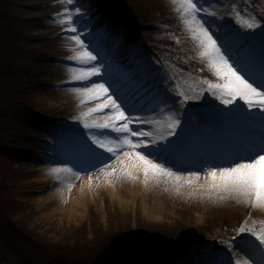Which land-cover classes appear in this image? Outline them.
<instances>
[{
    "label": "rangeland",
    "instance_id": "1",
    "mask_svg": "<svg viewBox=\"0 0 264 264\" xmlns=\"http://www.w3.org/2000/svg\"><path fill=\"white\" fill-rule=\"evenodd\" d=\"M8 1H11V5H6L5 0H0V21L3 24L0 27V61L4 62V64H0V109L3 110L7 107L13 109V104L19 99H24L31 106L30 109L29 106L23 104L25 101H21L18 107L24 108L27 112L20 114L17 110H13L14 117L0 118L2 129L4 125L8 126L7 131L13 132L12 134L19 137L18 143L22 145L19 146V151L26 155L20 157L21 153L13 158L9 166L7 163L10 155L9 150L0 149V174L14 176L13 180L5 182H2L0 178V185L7 183L4 185V192L7 194L10 207L6 213L10 215V221L15 223L17 232L27 234L38 248L42 244L48 246L47 250L54 248L66 252L82 250L83 254L97 250L113 236L123 235L124 231L132 232L125 243L127 246L139 243L142 233H147L146 236L159 233L164 238L176 239L174 231L177 228L187 238L184 242H188L192 237L196 239L200 235L203 238L212 239V236L217 233H213L212 226L217 223L222 214H226L228 211L245 207L248 211H240V213L248 214L249 218L255 215H258V219L262 217L264 206H251L244 198L235 197L230 193L213 192L209 194L207 188L199 186L205 184L203 178L191 185L183 184L182 186L164 182L157 183L151 180L145 184L143 174L136 173L135 175L141 180V194L148 204L143 205L139 199H136L130 200L129 205H124L119 204L117 197L124 196L127 189L126 184L134 179L124 178L110 183L111 177L106 179L99 171L92 169L88 172H81L79 179L76 176L70 177L69 172H63L60 174L62 181H58L57 174L53 173L51 169L72 167V163L54 165L31 161V157L39 151L45 153L61 151L62 145L54 139L57 132L67 130L70 133L81 135L76 131L83 125L78 118L83 121L88 120L90 123L94 121L91 120L94 117L92 114L81 116V113L87 112L90 107H95V104H81L80 101L83 98L79 93L74 92L73 88L81 86L83 82L70 81L71 61L67 57L74 54L72 49L75 45L67 38L69 34L63 31L66 25L57 23V20L61 18L57 14L69 7L66 0ZM210 2H214V0H210ZM237 2L238 0H219L216 6L219 7L222 4L228 12H231L232 5ZM74 3L76 7L81 8L83 13V16L78 18V27L83 34L93 31L90 29V23L93 25L95 21H98L97 24H101L109 17V14L114 15L111 12L114 0H85L84 4H81V0H74ZM140 4H144V0H139ZM238 5L237 8L241 12L239 20L234 13L224 14L223 19L217 20V23L228 24L235 29L244 31L240 23L241 20L250 19L253 16L264 20V11H260V15H257L253 10L255 6L264 9V0H240ZM246 5L249 6L247 12L244 11ZM85 6L92 8L93 15L88 14L91 11L86 13ZM101 6L103 9L100 8ZM223 11L222 9L218 14L221 15ZM5 15L6 17H4ZM154 18L157 21V18ZM8 19L14 23L7 22ZM206 19L211 18L206 17ZM148 20V17L142 15L141 22L146 23L147 32L151 34L154 32L152 29L156 27L151 25ZM172 22L183 25L180 16L174 17ZM143 28L145 29V26ZM181 29L187 31L184 25ZM186 33L187 35H183L181 38L182 46L187 50V60L190 63L187 68L190 71H183L180 79L184 90L192 95L191 89L199 84L198 73L209 79H214V77L207 71H197L203 65L196 59V47L191 40L190 33ZM2 34H5L6 37H3ZM127 34H130V31ZM160 39L161 37H158V40ZM154 43L155 41L142 49L139 47L142 54L140 53L136 58L131 56L127 61L117 60L115 56H104L103 52L101 56L111 64L112 74L117 78H122L129 71L134 72L137 69L139 60H141V64L138 66L139 70L143 67L147 68L148 65L151 68L161 66L156 61L159 57L158 53L161 51L159 46H154ZM26 53L36 57L32 61L34 64H31L28 59L25 60ZM42 59L46 60L42 62L48 64L37 63ZM12 65L24 68L27 66V70L31 73H39L36 79L42 81L55 79L56 83L45 84L42 82L38 88H35L20 78V75L12 80L7 79L4 74L10 71ZM14 70H18V68ZM154 74L152 73V75ZM19 81L23 83L18 84ZM11 85L18 92L21 90L23 95L19 97V94L12 92L9 87ZM160 86L163 88L162 82H160ZM190 101L194 103L191 104L192 106L201 107L203 104L202 100ZM171 103L172 101H169V104ZM215 103L219 104L218 101ZM148 106L151 107V105ZM221 107L223 106L221 105ZM164 112L168 111H166V106L161 104L157 115L149 117L147 120H159L161 124L165 125ZM59 114H61L62 121L47 120L49 125L42 129V125L39 124L41 118L46 120L49 115ZM37 116L38 120H36ZM158 127L157 124L152 123L147 126L145 131L156 133ZM84 137H89V135ZM1 140L8 143L5 138H1ZM80 167L82 166L77 165V168ZM89 176H92L91 181H89ZM69 184L72 185L71 188H69ZM177 187H180L179 191H176ZM113 188L120 190L118 196H113ZM75 191L78 192L77 203L69 206L68 199L74 195ZM53 193L55 196H50ZM177 222L188 227L181 226L174 229L171 225H175ZM188 228L193 231L192 234L184 232ZM0 232H2V228H0ZM134 232L135 234L138 232L135 240ZM9 239L11 242L3 244L1 252L11 258L15 253L13 250L17 248V240L12 235L9 236ZM149 242L153 244L155 240L152 238ZM242 245L240 243L233 248V264L237 259L241 260L242 264L243 261L249 259V256L246 255L248 249ZM53 254H55L52 257L55 258L54 263L56 264L62 263V260L65 259L59 253L56 254L53 251ZM41 259L49 258L43 254ZM173 261L176 264L188 262L182 253L175 256ZM18 264H31V262L22 260Z\"/></svg>",
    "mask_w": 264,
    "mask_h": 264
},
{
    "label": "snow or ice",
    "instance_id": "2",
    "mask_svg": "<svg viewBox=\"0 0 264 264\" xmlns=\"http://www.w3.org/2000/svg\"><path fill=\"white\" fill-rule=\"evenodd\" d=\"M176 2L180 20L195 44L196 59L203 65L197 71H207L214 77H200L199 84L191 89L192 95L181 83L183 69L179 74H171L159 60L161 66L146 70L143 76L129 71L122 78L114 77L111 64L101 56L93 35L97 28L94 26L93 32L87 34L86 42L78 27V18L83 16L81 8L75 6L74 0H66L69 7L57 14L61 17L57 23L66 25L63 31L75 45L74 54L67 57L78 65L69 67L70 81L83 82L73 88L82 95L81 104H95L81 116L99 114L101 118L91 123L83 121L89 138L67 130L54 135L62 145V154L76 163L51 171L57 174L58 181H62L63 172H74L79 179L81 172L92 169L106 179L111 177L110 183L138 179L136 173L143 174L145 184L151 180L182 186L203 178L205 184L199 186L207 188L209 194L230 193L244 198L251 206H264V134L237 142L242 147L228 155H210L203 145V140L212 136L204 127L209 123L256 127L259 122L264 133V20L254 16L241 20L244 31H240L228 24H217L224 14L234 13L240 19L241 12L235 4L228 12L224 5L216 6L219 0ZM248 7L245 6V12ZM112 31L110 26L103 29L105 35ZM158 82L163 83V88ZM189 100L203 101L195 121L185 107ZM161 104L169 113L173 109L178 113L169 115L166 125L135 115L144 111L158 113ZM181 110L183 115L179 114ZM152 123L159 126L156 133L145 131ZM77 164L86 167L77 168ZM179 190L177 187L176 191ZM246 232L255 239L241 237L250 257L243 264H264V229L257 232L242 225L237 235ZM226 243L231 247L234 239ZM206 257L193 264H223L213 252H207ZM235 264L242 262L237 259Z\"/></svg>",
    "mask_w": 264,
    "mask_h": 264
},
{
    "label": "bare ground",
    "instance_id": "3",
    "mask_svg": "<svg viewBox=\"0 0 264 264\" xmlns=\"http://www.w3.org/2000/svg\"><path fill=\"white\" fill-rule=\"evenodd\" d=\"M116 50H117L116 45H113V46L110 45L108 52H114ZM117 52L122 54V52L119 51V50H117ZM80 97H82V95ZM92 115L94 117H92L91 120H95V119H97V118L100 117L99 114H92ZM78 120L81 123H83V120L82 119L78 118ZM205 128L207 129L208 132L212 133V136H209L211 138V140H214L215 142H218L219 145H220V147H221V144H220L221 137L224 136V135H226L227 132L226 131H223V130H219L217 128V126H214V125H206ZM83 131H88L89 132L88 129H85L83 126H80L79 129H78V132H83ZM36 158L37 159L48 158V160H52L54 162H59V163L62 162V160H60L56 156L48 155V154H45V153H40L39 155L38 154H35V159ZM139 175H141V174H139ZM69 176L72 177L73 175H70L69 174ZM126 185H127V189L124 192L125 194H124L123 197L118 196V193L120 192L119 189L118 190H117V188H113L112 189L113 190L112 191L113 196H115V195L118 196L117 198H118L119 204L129 205V201L130 200L133 201V200H136V199H139L142 202L143 205L148 204L147 201H146V199L144 198V196L141 194V187H140L141 180H140V178L134 179V180L128 182V184H126ZM76 191H75L74 195L71 196L68 199V202L67 203L69 204V206L71 204L74 205L75 202L77 203L78 196H76V195H77L78 192H76ZM50 196H55V193H53V195H50ZM153 205H156V203H153Z\"/></svg>",
    "mask_w": 264,
    "mask_h": 264
},
{
    "label": "trees",
    "instance_id": "4",
    "mask_svg": "<svg viewBox=\"0 0 264 264\" xmlns=\"http://www.w3.org/2000/svg\"><path fill=\"white\" fill-rule=\"evenodd\" d=\"M113 247H114V239H111L110 241H109V245L108 246H106L105 247V249H104V251L103 252H108L109 253V255H112L113 253H114V251H115V249H113ZM113 250V251H112ZM55 252L56 253H59V254H61V255H63L64 256V258L65 259H63L64 261L62 262L63 264H73L74 263V261H75V259H78V260H82V259H88V258H90L91 257V255L93 254V257H99V256H101L102 254H100V252H94V251H92V252H89V253H81L82 252V250H77V251H71V252H66V251H64V250H62V249H56L55 250ZM95 253V254H94ZM37 257V256H36ZM35 259L36 258H34V261H35ZM46 259H43V262H45L46 263ZM79 261V262H80ZM51 263H52V259H51Z\"/></svg>",
    "mask_w": 264,
    "mask_h": 264
}]
</instances>
